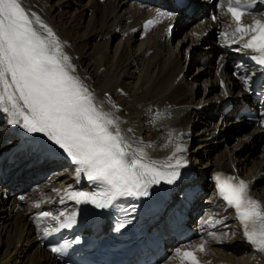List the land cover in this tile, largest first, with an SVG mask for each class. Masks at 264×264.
<instances>
[{
	"label": "bare ground",
	"instance_id": "1",
	"mask_svg": "<svg viewBox=\"0 0 264 264\" xmlns=\"http://www.w3.org/2000/svg\"><path fill=\"white\" fill-rule=\"evenodd\" d=\"M53 1L20 0V3L29 14L38 16L53 30L65 53L72 59L75 75L94 93L97 103H103L106 110H112L108 102L110 98L119 108L115 114L124 121L122 129L132 128L133 133H129V136L134 134L145 145H152V149H146L151 159L166 161L176 143L186 148L179 155L187 158V166L181 169L188 173V181L178 200L191 202L192 216L197 215L199 207L203 205L199 201L198 191L203 186L210 188L212 195L207 202L209 217L199 218V215L196 218L201 227H206L205 234L190 246L179 248L194 249L208 238L210 240L205 245L206 252L197 253L201 264H238L235 261L237 258L231 255L238 251L249 252L250 256L264 264V253L255 250L246 240L235 212L219 196L213 177L217 171L226 170L238 178L246 175L248 179L245 181L252 195L264 204V126H253L245 120L236 122L234 119L240 106L250 101L249 90H246L243 79L238 78V75L247 77L250 87V76L255 72L249 71L251 63L248 58L252 53L241 48L247 37L245 40L238 39L236 24L226 11L229 0H223L224 7H217L218 9L214 6L220 0H205L208 10L212 8L213 12L205 16L204 22L197 21L191 29L192 36L184 38L186 52L188 48L199 46L202 54L205 53L202 57L201 54L187 52L190 64L195 63L196 66L201 59L212 54L211 50L208 53L206 50L211 49L209 46L213 44L212 38L218 27L222 35L214 41L224 40L223 45L233 43V48L230 47L229 51L222 45L215 48L220 53L221 63L225 68L218 77L214 75L215 72H207V79L204 81V91L207 94L204 97L208 101L219 97L214 106L201 110L195 107L194 95L186 88L188 80L183 74L181 51L176 53L169 47L172 25L175 26L174 29H180L187 19H191L187 10L194 8L195 13H206L207 9L200 6L201 2L189 0V7L179 8L175 0H165L161 4L152 2L145 4V7L140 0H122L121 3L83 0L86 3L82 11L75 10L68 15L75 0H57L54 4ZM127 5L129 8L125 7ZM123 8V18L119 23L115 22L116 14ZM161 11L172 15L161 17L158 15ZM86 14L89 17L83 27L82 21ZM213 16H216L215 20L212 19ZM254 18L253 15L249 19L243 17V23L251 24ZM146 20H154L155 23L146 26ZM39 30L43 33V29ZM211 30L213 34L207 39L203 38ZM115 34L120 39L112 51L114 62H109L111 55L105 48L111 41L107 37ZM136 40H139L137 49L131 54L132 42ZM216 91L219 93L215 94ZM193 113L207 126H211L214 119L217 126L219 123L222 126L235 125L231 131L235 144L230 152L214 163L215 169L211 172L208 183L205 181L206 172L196 169L192 164V157L187 153V136L192 126L190 118ZM8 120L6 114L0 113V159L10 151H16L10 163L5 162L0 168V264H27L26 259L29 260L28 264H59L44 246L45 236L78 211V204L69 198L70 193H90L91 187L83 174L77 178L76 165L62 150L52 145L42 134L28 133L19 125L10 124ZM236 130H242V133L239 134ZM219 132V138H214V142L225 140L226 136ZM260 145L263 155L258 161H253ZM224 158L227 162H223ZM237 160L241 161L239 166H235ZM214 211L216 214L211 215ZM44 212H49L50 216L43 217ZM53 216L59 217V220H53ZM223 216H226L224 220ZM209 220L211 224L206 223ZM219 230L229 232L220 233ZM212 242H215L219 250L226 252L225 256H218L217 253L221 251L211 248ZM176 249L178 247L172 249L173 254ZM164 264H181V261L173 256L172 261Z\"/></svg>",
	"mask_w": 264,
	"mask_h": 264
},
{
	"label": "snow or ice",
	"instance_id": "2",
	"mask_svg": "<svg viewBox=\"0 0 264 264\" xmlns=\"http://www.w3.org/2000/svg\"><path fill=\"white\" fill-rule=\"evenodd\" d=\"M257 2L264 4V0H249L246 4L229 0L226 11L236 24L238 39L247 37L241 48L250 50V59L264 68V20L244 24L242 19L253 14L251 10ZM218 7H224L223 0ZM257 14L264 15V10ZM158 15L172 13L161 11ZM75 72L71 57L48 25L29 14L20 0H0V113L28 133L42 134L76 165L77 178L83 174L102 188L95 193L71 192L69 198L77 204L107 209L121 197L148 196L149 188L161 181L174 184L181 176L180 169L187 166V160L179 155L186 148L176 143L166 161L151 159L146 149L152 145H145L134 134L129 136L132 128L122 129L124 121L115 114L118 106L110 98L112 110L97 103L94 93ZM238 78L251 91L249 79ZM215 181L221 199L234 209L246 240L264 253V204L250 196L249 185L242 179L217 174ZM42 216L49 217L50 213ZM75 219V214L69 216L68 223L60 227H71ZM206 223L211 224V220ZM206 243L194 249L178 248L174 256L180 258L181 264H201L197 253L206 252ZM51 250L58 254L62 251L57 247Z\"/></svg>",
	"mask_w": 264,
	"mask_h": 264
},
{
	"label": "rangeland",
	"instance_id": "3",
	"mask_svg": "<svg viewBox=\"0 0 264 264\" xmlns=\"http://www.w3.org/2000/svg\"><path fill=\"white\" fill-rule=\"evenodd\" d=\"M56 1L57 0H54L53 4ZM121 1L122 0H120L119 3H121ZM85 3H86V1H83V0H79V1L77 0V2L75 0V5L73 4L69 8V10H68L69 14L68 15H70V13H73L75 10L82 11L83 6L85 5ZM75 6H77V8ZM143 6L145 7V5H143ZM125 7L129 8L128 5L125 6ZM203 7H204V5H203ZM124 8L116 14V21L115 22L119 23L121 21V19L123 18ZM204 8L207 9L206 10V13H207L208 12V8L206 6ZM214 8L217 9V5L214 6ZM88 17H89V14L84 15L83 21H82V26L83 27L85 26V24H86V22L88 20ZM203 19H205V18L204 17H201V18L200 17H197V18L193 17V18H191L189 20L187 19L186 23H184V27H182L180 29L179 28L174 29L175 26L172 25V27L170 29L171 36H170V39H169V47H170V49L171 50L173 49L176 53L181 51V54H182L181 56H182V59H183L182 67H183V70H184L183 74L188 80L186 88H187V90H190L192 92V94L194 95L195 102H196L195 103V105H196L195 107L199 108V110H201V108H210V107L214 106L216 104V100L219 97V96H216L213 99H211L210 101H208L205 98L207 92L204 91V88H205L204 81L207 79V76H206L207 72L211 71L212 74H214V72H215L214 75L218 77L220 72L224 71V68H225L224 64L221 63L220 53L217 52L215 48H217V46H220V45H222L226 51H229L230 47L233 48V43H231V44L227 43V44L223 45L224 40H222L221 42L220 41H214V39L220 37L221 34H219V36L215 35L212 38V42H211L213 44H211L209 46V48H211V49L206 50L207 53L210 50L212 52V54H209L208 57H205L206 63L200 64V61L202 60L201 59L199 61V64H197V66L195 65V63L190 64V61L188 60L189 58H188L187 52H188V54L191 53L193 55L201 54L202 57L204 56L205 53L202 54L203 52H201V48L199 46H195V47H193V49L188 48V50L186 52L185 48H186L187 45L186 46L184 45V42L186 41V40H184V38L186 39L187 35L192 36L191 29H192L193 25L197 21L198 22L199 21L200 22L203 21ZM211 33H212V31H211ZM222 37H223V39H225L224 38L225 35H223ZM119 39H120V36L118 34L110 35V36L107 37V40L111 41L110 45L105 48L106 50L109 51V53L111 55V57H109V62H114V57H113V53L114 52L112 53V51H114V49L116 47L115 45L118 43ZM138 43H139V40H136V41L132 42L131 49H130L131 54L135 53ZM215 70H218V71H215ZM214 75H212V77H214ZM194 76H198L200 79L199 78L198 79L193 78ZM214 93L216 94V93H219V92L216 91ZM214 93H212V95ZM197 104H199L200 107ZM190 121L192 123V126H191L190 132L188 133V136H187V138L189 139L187 153L189 154V156L192 157L191 161H192V164L196 166V169H199V171L202 172V173L206 172L205 173L206 174L205 175V181L208 183V180L211 179V176H212L211 172L215 169L214 163L216 164L218 159L222 158V156H225V154L230 152L231 149L233 148V145L235 144V142L233 140L234 139V136H233L234 134H233V132H231L232 129L235 127V125L227 124L226 126H222L219 123L218 124L219 128H217L218 126L215 125V123L217 121L214 119L212 121L213 124H211V126L210 125L207 126V125H205L203 120H200L199 116L195 115V113H193L191 115ZM214 129H215V131H214ZM217 129H218V131H217ZM219 131H221L223 133V135L226 136V138H225V140L222 139L219 142L218 141L214 142V138H219V134H220ZM236 132L240 134V133H242V130H239V131L236 130ZM261 147H262V145H260L256 149V151H255L256 152L255 153L256 157L254 158L255 160H253V161H258L260 159L261 155H263ZM150 149H152V147ZM209 150H211V151L208 152ZM208 153H209V156L207 155ZM223 162H227V159L225 160V158H224ZM240 164H241V161H239V160H237L235 162V166H237V165L239 166ZM250 166H251V163H250ZM218 172L219 171H217L216 173H218ZM215 174H213V177H214ZM245 176H243L244 179L247 178ZM197 194H198V196L200 198L199 201L201 203H203V205L201 207H199V209H200L199 213H197L198 215H200L199 218H202L203 216L209 217V212H208V207H209L208 205L209 204H207V202L210 201V198H211V195H212V192H211L210 188L203 186L201 188V190L198 191ZM6 200H7V197L5 198V201ZM214 214H216L215 211L211 215H214ZM224 218H226V217L223 216L222 219L224 220ZM195 220L198 221L199 219H195ZM225 231L226 230H219L220 233H223ZM226 232H229V230H227ZM207 240L208 239L206 238L205 241H207ZM212 243H211V245H213V246L211 248L219 250V248H217V246L215 245V242H212ZM219 251H221V253H217L218 256H222V255L225 256V254H226L225 251L224 252H222L223 250H219ZM220 254H222V255H220ZM231 255L234 256L235 258H237V259H235V261L237 260L238 264H260V260L254 259V257L250 256L249 252L243 253L241 251H238V252L232 253ZM173 256H174V254L170 253L169 254V258H168L167 261H172L173 260ZM28 261L29 260L26 259V263L27 264H28Z\"/></svg>",
	"mask_w": 264,
	"mask_h": 264
}]
</instances>
